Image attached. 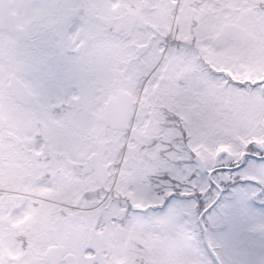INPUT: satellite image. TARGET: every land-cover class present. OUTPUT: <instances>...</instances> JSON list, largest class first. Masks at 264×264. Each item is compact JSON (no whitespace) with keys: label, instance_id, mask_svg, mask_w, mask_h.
<instances>
[{"label":"snow or ice","instance_id":"6c2138e0","mask_svg":"<svg viewBox=\"0 0 264 264\" xmlns=\"http://www.w3.org/2000/svg\"><path fill=\"white\" fill-rule=\"evenodd\" d=\"M0 264H264V0H0Z\"/></svg>","mask_w":264,"mask_h":264}]
</instances>
